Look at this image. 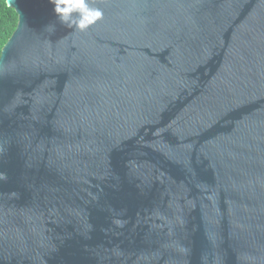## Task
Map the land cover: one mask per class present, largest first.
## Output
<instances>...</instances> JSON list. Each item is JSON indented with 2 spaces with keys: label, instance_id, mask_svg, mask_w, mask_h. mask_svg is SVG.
<instances>
[{
  "label": "water",
  "instance_id": "obj_1",
  "mask_svg": "<svg viewBox=\"0 0 264 264\" xmlns=\"http://www.w3.org/2000/svg\"><path fill=\"white\" fill-rule=\"evenodd\" d=\"M5 2L0 264H264V0Z\"/></svg>",
  "mask_w": 264,
  "mask_h": 264
},
{
  "label": "clouds",
  "instance_id": "obj_2",
  "mask_svg": "<svg viewBox=\"0 0 264 264\" xmlns=\"http://www.w3.org/2000/svg\"><path fill=\"white\" fill-rule=\"evenodd\" d=\"M53 5L55 19L62 25L80 32L103 20L104 11L95 6V0H49ZM47 30H54V25H46ZM0 174V179H3Z\"/></svg>",
  "mask_w": 264,
  "mask_h": 264
},
{
  "label": "trees",
  "instance_id": "obj_3",
  "mask_svg": "<svg viewBox=\"0 0 264 264\" xmlns=\"http://www.w3.org/2000/svg\"><path fill=\"white\" fill-rule=\"evenodd\" d=\"M17 25V15L13 9L6 6L5 0H0V53L14 32Z\"/></svg>",
  "mask_w": 264,
  "mask_h": 264
}]
</instances>
